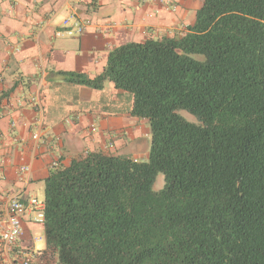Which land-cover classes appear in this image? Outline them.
<instances>
[{"label": "trees", "instance_id": "16d2710c", "mask_svg": "<svg viewBox=\"0 0 264 264\" xmlns=\"http://www.w3.org/2000/svg\"><path fill=\"white\" fill-rule=\"evenodd\" d=\"M64 76L131 94L150 142L144 162L88 153L49 169L44 253L57 264H264V0H203L180 35L114 48L94 78Z\"/></svg>", "mask_w": 264, "mask_h": 264}, {"label": "crops", "instance_id": "0c3cea01", "mask_svg": "<svg viewBox=\"0 0 264 264\" xmlns=\"http://www.w3.org/2000/svg\"><path fill=\"white\" fill-rule=\"evenodd\" d=\"M203 0H0V217L10 199L36 198L50 165L67 166L88 153L147 159V122L130 115L132 95L108 83L94 90L70 83L64 73L94 78L114 48L147 39L180 35ZM89 21L84 34L66 37L63 21ZM42 105L39 140L32 135ZM30 168L27 183L18 167ZM21 215L23 235L0 264H16L34 254L35 264H57L44 241L43 228Z\"/></svg>", "mask_w": 264, "mask_h": 264}, {"label": "built area", "instance_id": "2783aa9c", "mask_svg": "<svg viewBox=\"0 0 264 264\" xmlns=\"http://www.w3.org/2000/svg\"><path fill=\"white\" fill-rule=\"evenodd\" d=\"M64 30L59 32L58 35L62 34L66 37L80 36L85 33L87 27L90 26L89 21H77L73 22L70 19L63 21ZM35 110L37 111L39 117L37 119V128L32 135L34 141L39 140L40 130L42 127V105L39 101L35 103ZM56 162L51 163L50 168L57 167ZM30 168L28 165H22L18 167L17 173L20 181L25 184L27 183V178ZM25 213L32 214V222L36 225H42L44 222V203L43 201H38L36 198H28L25 204L21 203L17 198L10 199V202L5 208L4 215L0 217V244L4 250L9 253L13 247L20 241L23 235L22 220L21 215ZM16 264H35L34 254L26 253Z\"/></svg>", "mask_w": 264, "mask_h": 264}, {"label": "rangeland", "instance_id": "374dc122", "mask_svg": "<svg viewBox=\"0 0 264 264\" xmlns=\"http://www.w3.org/2000/svg\"><path fill=\"white\" fill-rule=\"evenodd\" d=\"M178 114L180 116H182L188 122H191V123L196 122V119L193 116L187 114L184 111H178ZM30 187H31V193L32 194H34L39 200L43 199V189L42 188L40 189L34 185H32ZM163 187H164V176H163V174L158 173L155 177L152 189H153V191L157 192V191L161 190ZM39 234H40V237H42L41 238V240H42L43 239V236L41 235L42 233L39 232ZM43 245H44V241H40V242L36 243V246L38 249L42 248Z\"/></svg>", "mask_w": 264, "mask_h": 264}]
</instances>
